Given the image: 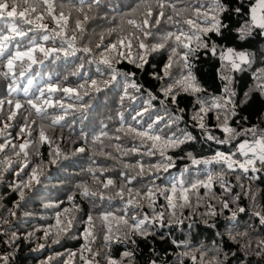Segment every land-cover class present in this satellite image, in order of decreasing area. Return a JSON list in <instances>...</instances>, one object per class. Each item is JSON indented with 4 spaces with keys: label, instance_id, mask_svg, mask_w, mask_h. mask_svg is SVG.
I'll use <instances>...</instances> for the list:
<instances>
[{
    "label": "clouds",
    "instance_id": "obj_1",
    "mask_svg": "<svg viewBox=\"0 0 264 264\" xmlns=\"http://www.w3.org/2000/svg\"><path fill=\"white\" fill-rule=\"evenodd\" d=\"M0 264H264V0H0Z\"/></svg>",
    "mask_w": 264,
    "mask_h": 264
}]
</instances>
